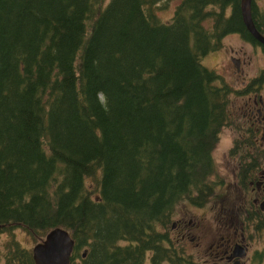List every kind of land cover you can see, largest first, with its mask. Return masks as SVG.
I'll use <instances>...</instances> for the list:
<instances>
[{
  "label": "trees",
  "instance_id": "1",
  "mask_svg": "<svg viewBox=\"0 0 264 264\" xmlns=\"http://www.w3.org/2000/svg\"><path fill=\"white\" fill-rule=\"evenodd\" d=\"M159 1L0 0V232L65 227L69 264H197L169 230L216 183L234 93L203 59L247 28L241 0ZM0 264L33 251L10 235Z\"/></svg>",
  "mask_w": 264,
  "mask_h": 264
},
{
  "label": "flooded vegetation",
  "instance_id": "2",
  "mask_svg": "<svg viewBox=\"0 0 264 264\" xmlns=\"http://www.w3.org/2000/svg\"><path fill=\"white\" fill-rule=\"evenodd\" d=\"M252 17L264 35V0H252ZM246 28L244 36L231 32L242 36V46L234 52L231 46V61L240 73L232 84L225 82L235 94L227 171L218 174L211 198L198 203L202 212L190 218L183 207L186 216L172 227L197 264H264V42ZM211 220L217 224L214 231L208 227Z\"/></svg>",
  "mask_w": 264,
  "mask_h": 264
},
{
  "label": "rangeland",
  "instance_id": "3",
  "mask_svg": "<svg viewBox=\"0 0 264 264\" xmlns=\"http://www.w3.org/2000/svg\"><path fill=\"white\" fill-rule=\"evenodd\" d=\"M162 2V0L159 1V3ZM179 0H171L169 1V4L167 7L162 8L160 10V13L164 18H169L173 14V11L175 9V6ZM218 8V6H216ZM213 18L211 17L208 20H205L204 23L207 24L206 26L211 28L213 24ZM233 46V49L231 48ZM242 46V36L239 35V33H229L222 39V44L217 50H211L208 52L206 57H204L203 61L204 64L207 66L214 68L220 75V82H230L229 84H232L233 80H235L237 74L240 73V71L235 68L233 62L231 61V49L232 52L236 49H240ZM239 57H242V52H237ZM219 82V81H218ZM231 86V85H229ZM235 98V94L233 93L232 98H230V106L233 110V99ZM231 119V118H230ZM228 120V123L230 121ZM233 134L234 130L230 127V124H227L223 126V128L220 131V134L218 136V139L216 140L215 146L212 150V156L214 158L215 163V173L211 176L213 177L214 181L218 179V174H224L227 170H225L226 164L228 163V160L230 159V155L228 153L229 148L232 146L233 143ZM229 173V172H228ZM231 178L234 179V175H231ZM90 181V178L87 179V182ZM217 185V182L215 183L212 190L207 192L208 197L200 198L197 200H191L189 198H186L188 201V204H185L183 202L180 203L178 208L176 209V212L174 214L173 220H172V226L170 228V235L171 236H177V230L173 229V224L177 225V220L183 216H186L183 207H186L187 210H189V217L193 218L196 215L200 214L202 212L201 207L198 206V203L203 202L206 198H211V196L214 194V189ZM214 231L217 228V224L215 220H211L208 224V227ZM193 231V230H192ZM47 234V233H46ZM45 235H43L40 238V233H32L29 230L25 229L24 227H14L12 229H9V232H0V247L3 250L4 244L8 240L10 235L16 236L22 245L28 247L30 250H33L34 245L42 241L43 238H45ZM216 236H219L220 234L218 231L215 232ZM192 252V249L190 248L187 253Z\"/></svg>",
  "mask_w": 264,
  "mask_h": 264
},
{
  "label": "water",
  "instance_id": "4",
  "mask_svg": "<svg viewBox=\"0 0 264 264\" xmlns=\"http://www.w3.org/2000/svg\"><path fill=\"white\" fill-rule=\"evenodd\" d=\"M242 16L247 27L261 41L264 35L257 29L252 17V0H241ZM75 239L68 229L62 226L51 228L42 241L33 247L35 264H69ZM86 254V251L83 253Z\"/></svg>",
  "mask_w": 264,
  "mask_h": 264
},
{
  "label": "bare ground",
  "instance_id": "5",
  "mask_svg": "<svg viewBox=\"0 0 264 264\" xmlns=\"http://www.w3.org/2000/svg\"><path fill=\"white\" fill-rule=\"evenodd\" d=\"M34 257V256H33Z\"/></svg>",
  "mask_w": 264,
  "mask_h": 264
}]
</instances>
